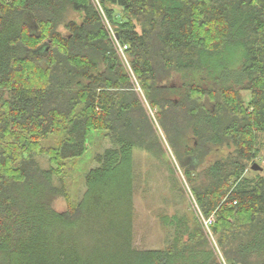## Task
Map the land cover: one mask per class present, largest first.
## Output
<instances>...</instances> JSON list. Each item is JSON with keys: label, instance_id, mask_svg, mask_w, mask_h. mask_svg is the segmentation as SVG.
<instances>
[{"label": "trees", "instance_id": "16d2710c", "mask_svg": "<svg viewBox=\"0 0 264 264\" xmlns=\"http://www.w3.org/2000/svg\"><path fill=\"white\" fill-rule=\"evenodd\" d=\"M260 135L264 0H0V264H264Z\"/></svg>", "mask_w": 264, "mask_h": 264}, {"label": "rangeland", "instance_id": "374dc122", "mask_svg": "<svg viewBox=\"0 0 264 264\" xmlns=\"http://www.w3.org/2000/svg\"><path fill=\"white\" fill-rule=\"evenodd\" d=\"M105 24H106V27H107L108 31L110 32L111 36H114L113 33H112V28L109 26V24L107 22H105ZM120 56H121L122 59H124L123 54L122 55L120 54ZM138 89L139 88H137V86H136V91L138 92L139 97L142 100L143 99L142 95H141V93H140V91ZM149 114H150L151 117H153V113L149 112ZM157 132H158L159 136L161 138H163L162 134L159 131V129H157ZM258 140H259V145H258L257 158L254 160V162L252 163L251 167L254 168V169H258L255 166V165H258L264 171V135H260ZM107 146H108L107 142H103V147H101L99 149V151H101L103 148H105ZM95 152L96 151H94L93 146L92 147L90 146L87 157L85 158V160L83 162H81L76 167V171L72 175L73 178L69 181V185H70L71 192H72V197H73V200L75 202L77 201L78 196H80L81 193L83 192V183L82 182L84 181V175L90 169H92V168H94L96 166V164L92 160V157L95 154ZM167 153L169 155L168 151H167ZM43 165H45L44 162H43ZM253 170L250 169V171H248V173H246L245 176L247 178L254 177L255 176V172ZM177 175H179L178 177H179L180 181L183 183V178L180 175V172L178 170H177ZM72 183H74V184H72ZM186 196H187L188 201H190V202L193 201L192 198H190V195H189L188 192L186 193ZM55 206H56L57 211H60V210L65 208V203L62 200H58L57 203L55 204ZM137 210H138V213H139V216H138L139 217V221H138L139 226L142 228V231L145 233L144 229H146L148 226H150L152 222L149 221L146 218L145 211L142 209V207H141V205L139 203L137 205ZM142 210L144 211V213H143ZM141 238H142V232H140V234L138 235L137 243H138V245L140 247L146 248L147 246L152 244V242H153L152 239L156 238V236L152 234V235L146 236L144 238V240H142ZM209 238H210V241H213V239L210 236H209ZM221 261H222V264H225V262L222 260V258H221Z\"/></svg>", "mask_w": 264, "mask_h": 264}, {"label": "built area", "instance_id": "2783aa9c", "mask_svg": "<svg viewBox=\"0 0 264 264\" xmlns=\"http://www.w3.org/2000/svg\"><path fill=\"white\" fill-rule=\"evenodd\" d=\"M113 39H114V41H116L114 36H113ZM116 48H117L118 53L121 54V55L123 54V51L126 49V47H121L118 44H116ZM211 222H212V218L207 220V221H204L203 225L207 228L210 225Z\"/></svg>", "mask_w": 264, "mask_h": 264}, {"label": "water", "instance_id": "95a60500", "mask_svg": "<svg viewBox=\"0 0 264 264\" xmlns=\"http://www.w3.org/2000/svg\"><path fill=\"white\" fill-rule=\"evenodd\" d=\"M117 39V37H115ZM257 167V166H256ZM258 168V167H257ZM254 169V168H253ZM255 170V169H254Z\"/></svg>", "mask_w": 264, "mask_h": 264}]
</instances>
